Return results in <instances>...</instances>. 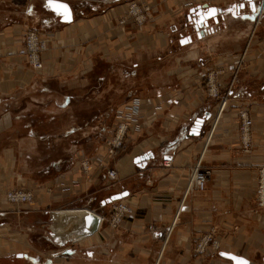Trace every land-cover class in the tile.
<instances>
[{
	"label": "crops",
	"instance_id": "0c3cea01",
	"mask_svg": "<svg viewBox=\"0 0 264 264\" xmlns=\"http://www.w3.org/2000/svg\"><path fill=\"white\" fill-rule=\"evenodd\" d=\"M142 1L151 10L138 27L117 23L122 6L86 18L71 6L69 24L44 6L40 25L47 49L38 71L25 65L23 25L0 26V264H200L194 244L211 228L221 251L264 264V207L254 202L256 169L264 166V0H190L185 8L180 0ZM199 5L221 12L195 30L199 16L190 10ZM184 36L190 41L182 44ZM213 69H222L223 107L219 98L206 96L205 76ZM94 70L99 80L112 70L114 80L128 84L116 91L118 108L135 97L140 102L139 121L111 165L116 178L102 173L110 194L127 191L123 199L134 212L112 230L105 220L108 207L91 208L104 217L98 231L62 240L53 235L55 211L81 206L64 205L75 195L56 189L61 177L50 182L55 190L47 194L42 189L49 181L34 185L21 176L14 157L20 142L9 136L8 107L36 86L86 83ZM139 70L145 71L141 79ZM239 109L253 119L249 153L239 149ZM207 113L199 134L190 135L195 119ZM145 153L141 166L135 158ZM166 159L169 166L163 165ZM198 161L212 170L202 190L189 187ZM20 185L34 189L32 203L6 200V191ZM98 189L105 190L104 183ZM212 263L232 264L219 253Z\"/></svg>",
	"mask_w": 264,
	"mask_h": 264
},
{
	"label": "rangeland",
	"instance_id": "374dc122",
	"mask_svg": "<svg viewBox=\"0 0 264 264\" xmlns=\"http://www.w3.org/2000/svg\"><path fill=\"white\" fill-rule=\"evenodd\" d=\"M66 1L73 8L82 9L84 18L122 6L123 9L114 16L117 23L119 25L132 24L137 27L148 21L151 10L150 6L142 0ZM180 1V5L183 8L191 3L190 0ZM131 3H136L138 6L142 16L140 21L136 20L137 17L129 16L127 13L128 6ZM125 7H127L126 12L124 10ZM44 10V0H0V26L17 23L23 25V55L24 37L28 29L38 31L41 37L46 40L41 33L43 25H40L41 22L44 23L42 16ZM121 20H124V22L120 23ZM24 61L25 65L30 68L25 60V55ZM238 67L239 63L235 73L238 71ZM210 73L216 75L215 80L221 95L222 92L218 82L222 69H213L207 72L204 83L205 92L207 93V76ZM104 74L103 72L101 74V76H105L104 81L98 79V74L94 70V73L88 77L86 83L76 80L70 85L51 83L47 87H40L42 89L36 86L34 89L29 90L27 94L16 95L9 104L8 110H10L12 116L9 136L17 137V141L20 142V145L14 150V157L17 163L16 168L21 176H25L27 181L34 185L47 181L50 183L54 178L61 177V182L55 184L57 185L56 189L61 193L75 195L73 202L63 203L65 206H81L90 209L94 208L95 210H102L104 207H108V217L111 202L101 205L100 201L112 194H110L111 185H109V181L113 179H104L102 181V173L106 175V170L112 168V162L119 155L124 144L115 154L109 155L105 142L111 136L114 128L117 127L118 122L125 121V118L118 116L116 112L120 109L118 108L119 105L122 104V101H118L117 93L120 89L124 91L128 84L118 78V80H114L112 70H106ZM144 74V70H139L138 78H143ZM209 97L216 98L213 96ZM139 118H137L135 124L138 123ZM128 133L129 130L125 132L124 141ZM84 159L89 162L88 174L84 173L80 164ZM94 177L100 179L98 184L96 181L89 183ZM102 183H104L106 189L103 191L98 189L97 191L96 189L102 186ZM52 184H48L42 190L47 194H53L55 185L53 186ZM84 184H86L87 189L82 192L80 189L82 188L81 185L84 186ZM13 188L30 190L35 199L34 189L25 188L21 185ZM106 223L108 225L107 221ZM109 228L112 230L117 229ZM215 238L219 241L216 232ZM220 251L221 244L219 241L217 249H213L211 245H208L204 253H195L202 257L198 263L213 264L212 257L216 256Z\"/></svg>",
	"mask_w": 264,
	"mask_h": 264
},
{
	"label": "built area",
	"instance_id": "2783aa9c",
	"mask_svg": "<svg viewBox=\"0 0 264 264\" xmlns=\"http://www.w3.org/2000/svg\"><path fill=\"white\" fill-rule=\"evenodd\" d=\"M127 13L129 16L137 17L136 20H141V12L138 9L136 3H131L128 6ZM121 20L120 23H123ZM46 40H44L38 31L34 29H28L24 37V55L25 60L33 70H40L43 67L41 54L46 50ZM213 73L207 76V95L220 99L221 107L226 103L227 93L220 95L217 88V83ZM140 111V102L137 97L133 98L124 109H120L117 113L118 116L124 117L125 121L118 122L117 127L111 132L105 142V147L109 155H113L124 144V136L127 130H130L132 125L137 122ZM237 136L239 141V149L241 152L249 153L253 149L252 140V128L253 119L245 109H239L237 111ZM84 173L88 174L89 162L83 160L80 163ZM143 166V164H140ZM164 166L170 165V160L163 161ZM212 170L209 166L204 165L201 161H198L191 169L189 187L191 189L202 190L205 188L208 177L211 175ZM116 170L114 168H108L106 170V176L109 179L116 178ZM49 191V189H48ZM6 200L10 203H32L34 201V195L30 190H24L21 188L9 189L6 192ZM254 202L256 207H264V166H260L256 169L255 188H254ZM133 208L124 200L117 199L111 202V209L109 216L105 219L108 222V226L111 228H118L121 226L125 218L132 215ZM102 221L104 217L101 218ZM211 245L213 249L219 247V241L215 238V229L211 228L208 232L199 236L195 244V252L204 253Z\"/></svg>",
	"mask_w": 264,
	"mask_h": 264
},
{
	"label": "water",
	"instance_id": "95a60500",
	"mask_svg": "<svg viewBox=\"0 0 264 264\" xmlns=\"http://www.w3.org/2000/svg\"><path fill=\"white\" fill-rule=\"evenodd\" d=\"M57 4H67L69 8V13L67 17L61 12L58 11L55 7ZM44 6L58 15L60 17L61 22L63 23H71L73 20V9L69 2L66 0H53V6H49V0H44ZM191 13H195L197 11V15L199 16V23L194 26L195 30H199L203 25L207 26V20L215 17L218 13L221 12V9L215 6H201L199 5L197 9L192 8ZM190 41V36H184L180 38V43L185 44ZM208 116L204 114V116H199L195 119L193 125L190 127L189 134L190 135H198L200 132V127L203 124L205 118ZM148 158V154H142L135 158V161L138 164H144V160ZM127 195V191H121L114 194H111L109 197L103 199L101 201L102 205H106L114 200L121 199ZM55 216L58 219V225L54 230V237L62 240H77L80 238H84L92 235L96 231H98L102 219L101 215L89 208L81 207V208H70V209H61L55 211ZM219 254L231 260L232 264H238V260L246 261L247 264H250L249 260L242 255H238L232 252L221 251ZM232 257H236L238 259H232Z\"/></svg>",
	"mask_w": 264,
	"mask_h": 264
},
{
	"label": "snow or ice",
	"instance_id": "6c2138e0",
	"mask_svg": "<svg viewBox=\"0 0 264 264\" xmlns=\"http://www.w3.org/2000/svg\"><path fill=\"white\" fill-rule=\"evenodd\" d=\"M49 6H53V0H49ZM55 7L58 11H61L67 17L69 13V8L67 4H57L55 5ZM232 259H238V258L232 257ZM238 264H247V262L243 260H238Z\"/></svg>",
	"mask_w": 264,
	"mask_h": 264
},
{
	"label": "bare ground",
	"instance_id": "6f19581e",
	"mask_svg": "<svg viewBox=\"0 0 264 264\" xmlns=\"http://www.w3.org/2000/svg\"><path fill=\"white\" fill-rule=\"evenodd\" d=\"M73 20H74V15H73ZM73 20H72V22H73ZM121 200H124L123 198L121 199ZM103 216L101 215V218H102Z\"/></svg>",
	"mask_w": 264,
	"mask_h": 264
}]
</instances>
